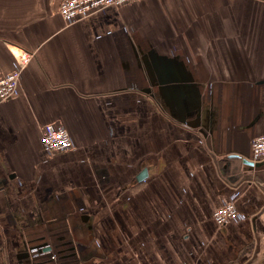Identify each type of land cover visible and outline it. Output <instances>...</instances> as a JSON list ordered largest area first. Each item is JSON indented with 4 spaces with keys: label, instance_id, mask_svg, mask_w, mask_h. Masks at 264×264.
Here are the masks:
<instances>
[{
    "label": "crops",
    "instance_id": "crops-1",
    "mask_svg": "<svg viewBox=\"0 0 264 264\" xmlns=\"http://www.w3.org/2000/svg\"><path fill=\"white\" fill-rule=\"evenodd\" d=\"M60 1L0 0V264H264V0Z\"/></svg>",
    "mask_w": 264,
    "mask_h": 264
},
{
    "label": "built area",
    "instance_id": "built-area-1",
    "mask_svg": "<svg viewBox=\"0 0 264 264\" xmlns=\"http://www.w3.org/2000/svg\"><path fill=\"white\" fill-rule=\"evenodd\" d=\"M135 0H61L58 12L66 24H71L91 13L108 6H120ZM29 54H24L18 68L0 75V101L13 95L19 83L21 69L29 60ZM40 143L48 154L65 151L72 147V140L68 130L61 124L46 123L43 125L40 135ZM251 158L253 160L264 159V133L256 136L251 142ZM240 211L233 201H226L212 211V219L217 226L240 217ZM43 250V249H42ZM40 248H33L36 253ZM133 264H138L137 262Z\"/></svg>",
    "mask_w": 264,
    "mask_h": 264
}]
</instances>
